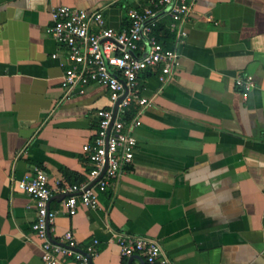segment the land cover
<instances>
[{"label": "crops", "instance_id": "1", "mask_svg": "<svg viewBox=\"0 0 264 264\" xmlns=\"http://www.w3.org/2000/svg\"><path fill=\"white\" fill-rule=\"evenodd\" d=\"M143 4L0 0V264H43L34 202L16 181L43 168L49 208L59 209L56 182L86 180L82 147L96 135V112L110 108L95 84L64 97L65 54L47 33L52 10L102 9L119 30ZM184 30L172 80L142 78L151 105L133 131L132 164L98 193L97 209L78 203L75 216L55 219L54 241L67 231L79 248L99 241L92 264H127L119 233L156 240L173 264H264V0H197ZM244 75L255 84L246 95L234 84Z\"/></svg>", "mask_w": 264, "mask_h": 264}, {"label": "built area", "instance_id": "2", "mask_svg": "<svg viewBox=\"0 0 264 264\" xmlns=\"http://www.w3.org/2000/svg\"><path fill=\"white\" fill-rule=\"evenodd\" d=\"M196 1L144 0L142 6L126 11L125 25L119 30L107 24L102 9L62 5L52 10L47 33L65 54L64 97L95 84L107 90L110 108L96 112V135L82 147L91 164L86 180L67 187L56 182L58 190L65 193L59 209L49 208L54 190L43 168L35 166L16 181L17 189L34 202L31 231L39 242L43 264H62L67 259L92 264L97 258V239L79 248L72 232L67 231L54 241L55 219L59 214L75 216L78 203L97 209L98 193L106 192L132 164L137 149L133 131L151 105L142 94V78L153 74L161 84L172 80L180 67L178 48L187 36L184 25ZM164 18L168 23L162 22ZM234 84L243 95L255 87L249 75L236 77ZM114 240L121 257L132 260L130 264H173L152 238L119 233L114 234Z\"/></svg>", "mask_w": 264, "mask_h": 264}, {"label": "water", "instance_id": "3", "mask_svg": "<svg viewBox=\"0 0 264 264\" xmlns=\"http://www.w3.org/2000/svg\"><path fill=\"white\" fill-rule=\"evenodd\" d=\"M131 261H132V260H129V261L127 262V264H130V263H131Z\"/></svg>", "mask_w": 264, "mask_h": 264}, {"label": "trees", "instance_id": "4", "mask_svg": "<svg viewBox=\"0 0 264 264\" xmlns=\"http://www.w3.org/2000/svg\"><path fill=\"white\" fill-rule=\"evenodd\" d=\"M166 38H170V35H169V36H167V34H166Z\"/></svg>", "mask_w": 264, "mask_h": 264}]
</instances>
